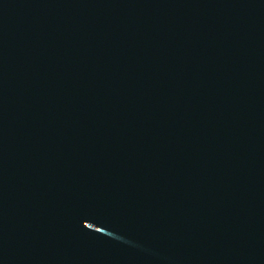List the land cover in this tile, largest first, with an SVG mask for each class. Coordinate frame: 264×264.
<instances>
[{
    "label": "water",
    "instance_id": "95a60500",
    "mask_svg": "<svg viewBox=\"0 0 264 264\" xmlns=\"http://www.w3.org/2000/svg\"><path fill=\"white\" fill-rule=\"evenodd\" d=\"M0 264H264V0H0Z\"/></svg>",
    "mask_w": 264,
    "mask_h": 264
}]
</instances>
